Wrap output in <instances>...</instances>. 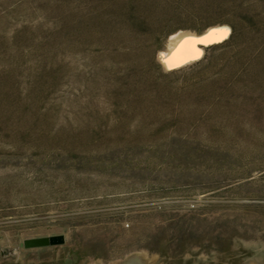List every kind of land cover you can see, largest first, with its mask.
<instances>
[{"label": "rangeland", "instance_id": "374dc122", "mask_svg": "<svg viewBox=\"0 0 264 264\" xmlns=\"http://www.w3.org/2000/svg\"><path fill=\"white\" fill-rule=\"evenodd\" d=\"M121 5L0 0V249L249 264L211 252L229 254L222 233L264 247V48L232 43L164 74L167 39ZM50 235L64 243L23 245Z\"/></svg>", "mask_w": 264, "mask_h": 264}, {"label": "trees", "instance_id": "16d2710c", "mask_svg": "<svg viewBox=\"0 0 264 264\" xmlns=\"http://www.w3.org/2000/svg\"><path fill=\"white\" fill-rule=\"evenodd\" d=\"M121 16L136 32L148 33L153 40H162L178 29L200 32L209 25L226 23L229 36L206 46L201 60L209 50L236 43L255 42V54L264 48V0H121ZM260 48L258 49V47ZM170 71L165 72L168 74ZM224 80L219 92H224ZM227 88V87H226Z\"/></svg>", "mask_w": 264, "mask_h": 264}, {"label": "water", "instance_id": "95a60500", "mask_svg": "<svg viewBox=\"0 0 264 264\" xmlns=\"http://www.w3.org/2000/svg\"><path fill=\"white\" fill-rule=\"evenodd\" d=\"M226 24V23H217V25ZM210 26V25H209ZM194 31V30H193ZM231 31V28H230ZM230 31L228 32L227 36L223 39H219L218 37H213L210 39L206 44H199L204 48L207 45L218 43L224 39H226ZM201 32L194 31L195 34H201ZM167 39V37H166ZM204 53V50L202 51L201 55L191 60L195 61L202 57ZM157 60V55L155 56ZM186 62L182 65H185ZM180 65V66H182ZM178 66V67H180ZM167 71V70H165ZM225 238V245L221 246V248H227L229 254H222L217 251H212L211 253L214 255H223L226 260L234 259V258H241L243 263H249V264H264V247L257 249L255 243H244L243 240L238 239L240 242H235L234 238H232L233 244L232 246L228 243L227 235L222 233ZM64 243V236L63 235H50V236H41V237H34V238H28L23 241V245L25 247H42V246H48V245H58ZM260 243V242H259ZM18 248V247H17ZM1 256H5L11 252V254H14V252H17V259L16 260H6L0 264H43L42 262H22L19 258L18 252L16 248L12 250L8 249H0ZM133 252L129 255H126L123 260H115L109 262V264H161V261H165L166 259L164 257H158V255H151L150 254V260L148 261V257L146 255V252ZM218 258H209L206 256L198 255V256H190L189 253H186L183 256V261L181 264H211L212 262L216 261ZM55 262V261H54ZM54 262L52 264H54ZM72 264H101L100 259H96L93 262L88 257L84 258H78V259H72Z\"/></svg>", "mask_w": 264, "mask_h": 264}, {"label": "bare ground", "instance_id": "6f19581e", "mask_svg": "<svg viewBox=\"0 0 264 264\" xmlns=\"http://www.w3.org/2000/svg\"><path fill=\"white\" fill-rule=\"evenodd\" d=\"M220 27H227L230 31V26L228 24H214L206 27L201 34H195L194 31L190 29H179L171 33L167 38L165 48L157 53L158 61L161 63L163 69L170 70L172 68H177L186 62H190L191 60L198 58L203 51L202 46L199 44H206L210 39L218 37V35L207 37L204 40L193 39L182 43V41H185L186 37H205L206 34L209 33L210 29Z\"/></svg>", "mask_w": 264, "mask_h": 264}, {"label": "snow or ice", "instance_id": "6c2138e0", "mask_svg": "<svg viewBox=\"0 0 264 264\" xmlns=\"http://www.w3.org/2000/svg\"><path fill=\"white\" fill-rule=\"evenodd\" d=\"M228 32H229V29H227V27L213 28V29L209 30V33H207L205 37H201V38L186 37L185 41H182V43H185V42L193 40V39L204 40L207 37H211L213 35H218L219 39H223L227 36Z\"/></svg>", "mask_w": 264, "mask_h": 264}]
</instances>
